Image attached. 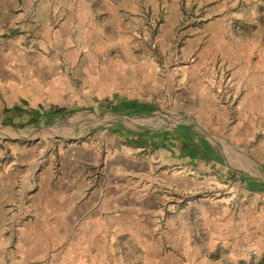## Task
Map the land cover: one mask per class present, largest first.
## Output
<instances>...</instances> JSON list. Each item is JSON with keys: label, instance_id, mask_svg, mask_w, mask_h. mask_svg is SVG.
<instances>
[{"label": "rangeland", "instance_id": "obj_1", "mask_svg": "<svg viewBox=\"0 0 264 264\" xmlns=\"http://www.w3.org/2000/svg\"><path fill=\"white\" fill-rule=\"evenodd\" d=\"M77 5L34 28L60 60L64 94L51 101L64 113L0 122V264H264V0ZM5 25L1 49L13 35ZM120 99L157 110L110 114ZM180 125L222 163L177 159V148H140L114 131ZM121 189L130 214L117 236L60 219L61 206Z\"/></svg>", "mask_w": 264, "mask_h": 264}, {"label": "crops", "instance_id": "obj_2", "mask_svg": "<svg viewBox=\"0 0 264 264\" xmlns=\"http://www.w3.org/2000/svg\"><path fill=\"white\" fill-rule=\"evenodd\" d=\"M80 2L81 0H0V21L6 24L3 29L13 28V35L4 37L7 46L0 48V122L13 125L14 129L38 123L48 124L64 113L58 107V102L51 101V97L57 98L60 93L61 96L64 94L63 78L60 70H57L60 60L50 59L49 44L42 37L38 38V34H34V28L40 25L37 20L43 16L47 20L54 14L77 11V4ZM26 40L29 41L28 44ZM1 43L4 42L0 38ZM57 110L58 114L47 123L46 118ZM116 192L115 199L107 200L104 197L94 205L82 201L79 204L61 206L58 208L60 219L66 223L72 218L74 226L106 227V233L110 230L111 235L117 236L121 233L119 227L123 226V219L130 214V207L125 202L123 190ZM19 197L22 198L21 191ZM134 210L137 214L139 206ZM21 211L22 209L19 210Z\"/></svg>", "mask_w": 264, "mask_h": 264}, {"label": "trees", "instance_id": "obj_3", "mask_svg": "<svg viewBox=\"0 0 264 264\" xmlns=\"http://www.w3.org/2000/svg\"><path fill=\"white\" fill-rule=\"evenodd\" d=\"M112 115H142L151 114L157 110L156 106L151 103L117 100L110 104L107 108ZM59 110L53 112L52 115L46 118L47 123L57 115ZM120 136L125 138V141L134 146L143 148L150 146L153 149H167L171 151L177 148L178 153L176 158H187L190 162L201 161L204 163L221 164V157L213 150V148L202 138L197 137L186 126L180 125L171 130H157L151 132H144L141 134H134L124 130H115ZM245 188L248 191H263L258 184L251 180L241 178Z\"/></svg>", "mask_w": 264, "mask_h": 264}]
</instances>
